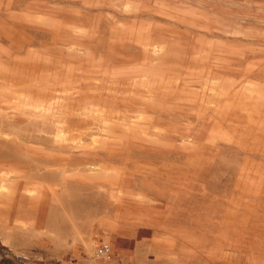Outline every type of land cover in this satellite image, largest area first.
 <instances>
[{"label": "rangeland", "instance_id": "1", "mask_svg": "<svg viewBox=\"0 0 264 264\" xmlns=\"http://www.w3.org/2000/svg\"><path fill=\"white\" fill-rule=\"evenodd\" d=\"M21 141L0 264H264V0H0Z\"/></svg>", "mask_w": 264, "mask_h": 264}, {"label": "bare ground", "instance_id": "2", "mask_svg": "<svg viewBox=\"0 0 264 264\" xmlns=\"http://www.w3.org/2000/svg\"><path fill=\"white\" fill-rule=\"evenodd\" d=\"M15 147H16V149H19V151H17V154L14 155V157H12V158L2 157L0 159V174L2 173L1 171L6 172L5 174H3V176H4L3 180L6 182H9V183L11 182L10 193H0V213L4 209L9 207V205L11 203L10 201L13 200L14 195H15L14 197L18 196L17 194H14V185L18 188L17 189V192H18L20 190L21 191L26 190L28 187H30L33 184L34 181L44 179L43 174H36V173H33L31 171H28V170L21 171L22 169H25V167H24L25 163L24 162L27 161V158L20 155V153H22V151H24V150L29 151L30 159L31 158L33 160L38 159V161H39V159H41L43 161V163H45L47 165H52V163H54V159H52L51 156H49L48 154H46L43 151H39L40 149L28 148V146H26L23 143V141H21V143L16 142ZM46 176L48 177L49 175L46 174ZM21 196H18V197H21ZM7 203H9V205H6Z\"/></svg>", "mask_w": 264, "mask_h": 264}, {"label": "built area", "instance_id": "3", "mask_svg": "<svg viewBox=\"0 0 264 264\" xmlns=\"http://www.w3.org/2000/svg\"><path fill=\"white\" fill-rule=\"evenodd\" d=\"M111 252V248L108 245H103L98 247L96 251L97 257H105L108 256Z\"/></svg>", "mask_w": 264, "mask_h": 264}]
</instances>
